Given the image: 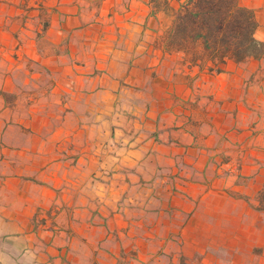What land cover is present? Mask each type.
Wrapping results in <instances>:
<instances>
[{
    "label": "crops",
    "instance_id": "obj_1",
    "mask_svg": "<svg viewBox=\"0 0 264 264\" xmlns=\"http://www.w3.org/2000/svg\"><path fill=\"white\" fill-rule=\"evenodd\" d=\"M187 1L0 0V264H264V56L173 46Z\"/></svg>",
    "mask_w": 264,
    "mask_h": 264
},
{
    "label": "trees",
    "instance_id": "obj_2",
    "mask_svg": "<svg viewBox=\"0 0 264 264\" xmlns=\"http://www.w3.org/2000/svg\"><path fill=\"white\" fill-rule=\"evenodd\" d=\"M174 0H152L160 9H171ZM254 13L241 6L240 0H188L175 12L171 44L185 48L200 39L213 60L220 65L227 60L243 63L264 56V43L255 38Z\"/></svg>",
    "mask_w": 264,
    "mask_h": 264
},
{
    "label": "built area",
    "instance_id": "obj_3",
    "mask_svg": "<svg viewBox=\"0 0 264 264\" xmlns=\"http://www.w3.org/2000/svg\"><path fill=\"white\" fill-rule=\"evenodd\" d=\"M223 166H224L225 171L230 174L235 173L236 169L238 168L236 167L237 165L233 166L231 163H225L223 164Z\"/></svg>",
    "mask_w": 264,
    "mask_h": 264
},
{
    "label": "rangeland",
    "instance_id": "obj_4",
    "mask_svg": "<svg viewBox=\"0 0 264 264\" xmlns=\"http://www.w3.org/2000/svg\"><path fill=\"white\" fill-rule=\"evenodd\" d=\"M232 165H233V164H232ZM234 165H236V164H234ZM234 165H233V166H234ZM221 166H223V164H222ZM222 174L225 175V176H226V175L230 176V173H227V172L225 171V169H224V171H223ZM231 175H232V174H231Z\"/></svg>",
    "mask_w": 264,
    "mask_h": 264
}]
</instances>
